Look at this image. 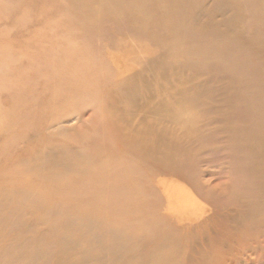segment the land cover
<instances>
[{
    "label": "rangeland",
    "instance_id": "1",
    "mask_svg": "<svg viewBox=\"0 0 264 264\" xmlns=\"http://www.w3.org/2000/svg\"><path fill=\"white\" fill-rule=\"evenodd\" d=\"M125 121L181 143L182 173L224 204L215 215L245 219L213 247L221 264H264V0H0V264L118 262L83 257L79 227L92 215L84 239L106 250L126 211L153 209L111 182L149 167L112 134ZM151 247L163 264L170 247Z\"/></svg>",
    "mask_w": 264,
    "mask_h": 264
},
{
    "label": "bare ground",
    "instance_id": "2",
    "mask_svg": "<svg viewBox=\"0 0 264 264\" xmlns=\"http://www.w3.org/2000/svg\"><path fill=\"white\" fill-rule=\"evenodd\" d=\"M129 99H131L133 103L136 102V97L134 95H130ZM155 110L157 111V114L163 113L161 117H169L167 119L174 118V120L179 121L182 120L183 117H185L181 110L168 109L164 105H159L158 107H155ZM125 124V126L122 125V130H120L119 125L116 124V127L114 126V128L112 129V134L119 135L121 140L125 143L127 149L137 152H144L143 161L148 162L149 167L147 168L142 177L133 175L131 173L132 176L126 175L124 181H117L115 179H112L111 182H116L118 184L120 182L121 186H125V188L134 187L138 190L136 193L130 191L134 198L135 196L136 198H141L143 194V196L146 197L145 200L147 202V205H150L153 209L151 208L152 210L148 211V213L144 215H142L141 213H139L140 215L132 213V210L135 209L133 204L132 209H125V211L128 210L126 211L128 220L133 224H128L131 225L129 229H126L127 236H125L124 242L121 241L120 243L118 241H115L116 245L113 244L112 248H116L118 247V245L121 246L122 244H125L126 248L124 249L125 251H123V253H127V255L115 254L112 248L100 250L98 243L93 240L92 234L90 232L89 233L91 235L90 237H88L89 240H85V230L83 223L87 222V220L90 219L92 215H89L90 218L88 216H83V218L81 219L82 226L79 227L81 233L79 239H81L82 237V244L86 243L85 247L82 248L83 257L93 258L92 255L95 253V255H93V260H96L98 262L101 258L104 259L107 263H109V261L111 262L112 258L114 257L118 261L114 264H162V260L157 257L159 255V252H156L155 249L152 247L150 248L151 250L147 248V243L154 242L160 245V247H163V245H165L169 246L171 249H175L174 252H172L170 248L169 251H166V258L163 264H221L222 257L212 252L213 247L217 244L223 243L224 241L230 238H236V233H239L238 231L242 229L245 230L248 227L246 225H243L245 219L243 220L242 218L241 220L237 218L238 210H236L235 212L236 215L230 216L228 212H225L224 215L222 214L220 218L215 215V212H213V207L216 209L218 208L220 210H223L224 204H220L219 201L213 200L210 197L209 192L211 187L207 186L208 188L205 191L203 189L205 187H200L198 183H195L194 179H191L189 176L184 175L182 173V170L180 168L181 166L178 164L177 157L178 155H185L188 153L184 154V150L182 149L181 143H178L177 146L175 140V143L169 141L166 133H162L161 130L159 131L156 128L154 129L153 127L145 126L140 129L136 128L130 123L127 124L126 121ZM190 127L191 126L189 125V128ZM225 128L228 127L225 126ZM152 133L155 135V137L150 143H148L147 137H149V135H151ZM195 148L197 147L195 146ZM111 158L114 162H117V159H115L114 157ZM254 168L255 167H253V170ZM261 168L263 169V167ZM163 175L176 176L177 178L183 180L185 184L177 182L176 180H171L172 178L169 180L165 179L164 177L161 178V176ZM120 195L121 197L126 195L127 200L129 199V197H132L127 191L125 192V194ZM134 198L132 197V200H134ZM140 198L138 199V201L140 200ZM204 201L209 202L212 208L206 206L203 203ZM133 202L135 203V205L138 204V202L136 203V201ZM127 203L128 202H126V204ZM77 207L78 206H76V208ZM81 207L85 208L87 206L81 204ZM90 208L92 209V207ZM32 210L34 211L33 208ZM49 215L50 214H48V216ZM3 219H5V216L0 215V224ZM8 224L10 225V222ZM9 225L6 224V226L4 227L9 229ZM89 225L90 224L88 223V226ZM151 230H155V233L152 234L150 232ZM114 234L116 233H113V235ZM79 243H81V240H79ZM183 246L186 247L187 253L180 254L179 250ZM10 248L5 249L4 251L6 252V250H9ZM19 248L12 247V249L15 251L22 250ZM103 252L106 253L103 254ZM14 255L13 256L16 257V254ZM9 257H12V255L10 254ZM155 257H157L159 260L150 263V259H154ZM3 261L6 260L3 259ZM11 263L12 262H10L9 264Z\"/></svg>",
    "mask_w": 264,
    "mask_h": 264
}]
</instances>
